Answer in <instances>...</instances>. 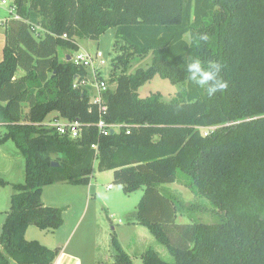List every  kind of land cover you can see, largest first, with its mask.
Instances as JSON below:
<instances>
[{"label":"trees","instance_id":"16d2710c","mask_svg":"<svg viewBox=\"0 0 264 264\" xmlns=\"http://www.w3.org/2000/svg\"><path fill=\"white\" fill-rule=\"evenodd\" d=\"M13 4L19 18L6 22L0 61V143L13 141L25 166L24 180L11 185L0 264L54 263L60 249L27 241L26 228L59 229L63 209L43 204V187L89 184L96 160L124 193L143 189L127 222L145 226L173 257L166 261L148 248L142 264H264V0ZM109 28L119 54L109 78L115 88L101 92V111L90 87H73L87 71L58 50L77 51L76 39L97 40ZM149 52L150 65L129 74L130 60ZM196 61L204 70L219 64L217 78L226 86L209 95L190 78ZM156 75L183 87L169 101L160 93L141 98L139 87ZM52 111L81 122L80 135L49 127L44 120ZM101 118L118 130L101 134ZM209 126L217 128L202 135ZM179 171L219 221L176 222L186 205L158 184L178 182ZM111 244L114 261L96 264H132L115 233Z\"/></svg>","mask_w":264,"mask_h":264},{"label":"rangeland","instance_id":"374dc122","mask_svg":"<svg viewBox=\"0 0 264 264\" xmlns=\"http://www.w3.org/2000/svg\"><path fill=\"white\" fill-rule=\"evenodd\" d=\"M11 3L12 0H5L4 3H2V0H0V8L4 9L8 13L11 12L13 14L14 10L11 8ZM2 38L3 35L1 34L0 60L2 59ZM76 40L79 46L78 51H89L93 53L98 50L103 54L105 64L99 69V76L108 83L111 89H114L115 84H110L109 78L113 69V58L119 54V47L116 46L115 48L114 46L115 29L109 28L97 40L85 38ZM73 53L74 51L59 49L58 57L63 59V57H65L66 55ZM151 58V52H149L142 58L133 57L130 60V66L127 69V72L129 74H133L138 68H147L150 65ZM182 87V84H172L167 79H163L160 76L156 75L148 82L139 87L138 95L141 98H145L152 95L153 93H160L163 100L169 101ZM55 116H58L56 111L50 112L45 118L44 122L48 123L50 120L53 121V118ZM58 119L60 121H63V118L60 116H58ZM0 129H2V127H0ZM23 161L24 158H21V161L15 160L14 168L8 175L10 181H17L18 179L21 180L22 176L20 175L22 174L25 166L23 165ZM96 163L97 160L94 163V173L90 180L92 190L96 192V196L92 197L90 206L87 210V215L85 216V218H83L82 222L81 220H79L77 221V223H75L78 217L74 214L72 215L71 212L66 213V218H70L71 216H73V219L71 221L70 219H68V221L66 220L67 225L68 223H70V227L72 229V239L71 237V240L69 239L71 243L79 236L82 238V240H84L83 245L86 246V248L92 249L93 236L96 235L97 232H99L98 238L101 245L100 247L102 248V250H106L108 248V253L110 254L107 257L110 258V260L108 261H111L114 260V251L111 242H107V244L109 243V245L105 243L107 241L105 235H108L110 240H112V234L115 233L116 238L122 248L133 259V264H142L141 256L138 254L140 252H144L148 248H152L153 250H155L164 260L172 261L173 257L168 253L163 245L155 241L153 235L145 226L140 224H130L127 222L128 216L132 211L135 210V207L137 206L143 195V189H137L129 194L124 193L122 185L115 184V182L113 181L112 171L108 170L99 172L97 170ZM182 175L183 174L181 173V171H179L178 177H180V180L178 182L158 184L159 188L168 190L179 196L186 205V207L181 211V214H178L176 222L188 223L190 221L200 220L208 223H215L219 221V214L216 212V210H214L209 201L202 196L195 195L190 191V189H188L181 183ZM108 185H112L111 188H108ZM4 187L6 188L2 189H4V192H6L7 196V198H5L4 200L5 206H7L5 209L6 212L10 205V196L13 189L11 184H8ZM191 204L193 206H191L190 208ZM3 216L0 215L1 218ZM75 224L77 225L75 226ZM95 247H97L96 244ZM98 250L99 249H96V253L94 254L96 255V257L98 256V258H100L99 260H102L101 258L103 257L104 253ZM89 251L91 252V250Z\"/></svg>","mask_w":264,"mask_h":264},{"label":"crops","instance_id":"0c3cea01","mask_svg":"<svg viewBox=\"0 0 264 264\" xmlns=\"http://www.w3.org/2000/svg\"><path fill=\"white\" fill-rule=\"evenodd\" d=\"M11 17H12V13L10 12L8 13L4 9L0 8V25H1L0 35L1 34L3 35L2 38L3 47L5 41L6 22ZM2 56H3V48H2ZM23 74L24 72L22 70L18 71L17 73L18 76H22ZM92 93L94 95L95 91L93 92L91 91V94ZM1 130H3V128L0 129V131ZM21 158L23 159L24 157L13 141L7 140L5 142L0 143V177L2 176V178L7 182V185L19 183L20 181L24 180V170L20 175L22 176L21 180L18 179L17 181H10L8 178V175L11 173V170H13L14 168L15 160L21 161ZM24 164L25 161H23V165ZM2 188H6V187L0 186V215L2 216L4 215L2 218L0 217V231L3 222L5 220L6 215L4 214V212L7 207L5 206V202H4L5 198H7L6 192H4V189ZM93 196H96V192L92 190L91 182H89V184L87 185H71L63 182H56L44 186L41 193V200L44 205L57 206L63 209L62 212L63 224L59 229L55 231L49 229L42 230L35 225H29L24 233L25 239L27 241H37L38 243L49 249L59 248L60 253L53 264H96L98 262L112 263L114 260L108 261L110 260V258L107 257L110 254L108 253L109 251L108 248L106 250L105 249L102 250V248L100 247L101 245L98 238L99 232H97L96 235L93 236L92 249L86 248V246L83 245L84 240H82V238L79 236L75 240H73L72 243L70 241L72 239L71 237L72 229L70 227V223H68L67 225L66 220L68 221V219H70L71 221L73 219V216H71L70 218H66V213L71 212L72 215L74 214L75 216L78 217L75 223H77V221L79 220H81L82 222L83 218H85V216L87 215V210L90 206ZM76 225L77 224H75V226ZM105 238L107 239V241L105 242L106 244L108 241L111 242L108 235H105ZM95 244L97 247H95ZM107 245H109V243ZM96 249H99L101 252L104 253L103 257L101 258L102 260H99L100 258H98V256L96 257V255L94 254L96 253L95 252ZM89 250H91V252ZM143 253L144 252H140L138 255L142 256ZM132 264H133V259H132Z\"/></svg>","mask_w":264,"mask_h":264},{"label":"built area","instance_id":"2783aa9c","mask_svg":"<svg viewBox=\"0 0 264 264\" xmlns=\"http://www.w3.org/2000/svg\"><path fill=\"white\" fill-rule=\"evenodd\" d=\"M5 0H2L4 3ZM11 8L14 10L12 18L18 19L19 16L15 13L13 0L11 3ZM11 13V12H10ZM65 36V35H64ZM70 60L83 67L87 74L83 77H80L76 82H74L73 87H90L91 91H95V94L91 97V102L93 104L99 105L101 111L105 110V106L102 105L101 92L106 90L109 85L108 83L99 76V69L105 64L103 59V54L100 51L89 52V51H74L70 55ZM46 124L49 127H54L56 131L61 135H67L70 138H76L80 135L81 132V122L78 120H63L60 121L58 118H53V121H49ZM99 131L103 135L109 134L111 131H117L119 126L113 124H107L102 118L96 123ZM217 126H209L201 128L202 135L206 136L211 131L215 130ZM94 149H97L96 145H92ZM112 185H108V188H111Z\"/></svg>","mask_w":264,"mask_h":264},{"label":"clouds","instance_id":"9594fccd","mask_svg":"<svg viewBox=\"0 0 264 264\" xmlns=\"http://www.w3.org/2000/svg\"><path fill=\"white\" fill-rule=\"evenodd\" d=\"M220 67L219 64L210 62L209 69L204 70L199 61L193 62L189 65L190 78L202 87L207 85L208 94L212 95L226 86L217 78ZM210 81L212 82L211 84H209Z\"/></svg>","mask_w":264,"mask_h":264},{"label":"water","instance_id":"95a60500","mask_svg":"<svg viewBox=\"0 0 264 264\" xmlns=\"http://www.w3.org/2000/svg\"><path fill=\"white\" fill-rule=\"evenodd\" d=\"M70 58H71L70 55H67V56H66V60H70ZM112 132H113V131H111V133H112ZM52 164H53V165H58V163H56V162H53Z\"/></svg>","mask_w":264,"mask_h":264}]
</instances>
